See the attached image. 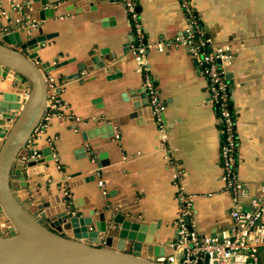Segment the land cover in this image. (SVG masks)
Segmentation results:
<instances>
[{"label": "crops", "instance_id": "crops-1", "mask_svg": "<svg viewBox=\"0 0 264 264\" xmlns=\"http://www.w3.org/2000/svg\"><path fill=\"white\" fill-rule=\"evenodd\" d=\"M48 1H55L52 16L39 21L38 4L0 0V33L19 29L22 39L51 36L37 51L36 63L69 61L47 75L60 107L47 110L26 147L36 159L50 148V160L23 169L24 188L17 178L10 180L21 206L44 226L49 221L40 218L42 213L53 216L72 206L78 222L89 221L77 227L89 233L97 231L100 214L105 222L122 214L158 223L151 245L163 246L170 254L182 188L192 198L188 223L198 235L228 228L234 196L222 180L221 125L208 97L207 79L188 48L171 47L162 53L151 49L147 54L167 135L161 143L155 110L147 95H141L143 76L132 56L134 38L123 0ZM189 1L212 47H223L230 56L225 71L235 116L236 179L245 194L237 205L248 210L264 185V0ZM134 2L148 44L169 42L183 32L186 18L178 0ZM91 58H96L94 64ZM97 63L104 69H97ZM82 64L88 70L73 78ZM110 73L119 77L108 81ZM0 91L14 89L0 78ZM107 125L112 135L98 132ZM45 203L49 207L39 210ZM72 229H63L62 236L72 238ZM96 233L83 242L104 247L107 233ZM118 243L113 236L110 248ZM123 250L129 252L127 244ZM258 257L264 264V248Z\"/></svg>", "mask_w": 264, "mask_h": 264}, {"label": "water", "instance_id": "water-1", "mask_svg": "<svg viewBox=\"0 0 264 264\" xmlns=\"http://www.w3.org/2000/svg\"><path fill=\"white\" fill-rule=\"evenodd\" d=\"M27 1L32 6L38 4L39 21L47 15L52 16L55 1ZM22 30L28 35L31 32L28 27ZM20 34L19 29L0 33V78L10 81L14 89L13 92L0 91V264H159L154 259L164 257L165 249L151 245L158 223L145 224L137 221L135 216L125 218L122 214H114L105 222L100 214L96 232L108 236L103 239L104 247H99L83 242L87 237H96L97 233L77 227V224L89 221L81 219L78 222L70 212L72 206L53 216L42 213L40 218L49 221L48 226H44L16 199L10 186L11 178H17L19 186L24 188L23 169L50 160V148L42 149L43 158L36 159L34 151L26 147L47 113L50 96L47 75L69 62L36 63L37 51L51 36L22 39ZM89 62L94 64L96 58ZM96 65L97 69H104L103 64ZM85 70H88L85 64L78 65L73 78ZM118 77V73H110L106 80ZM141 95L146 99L144 88ZM122 98L126 100V96ZM105 130L112 135L109 125L106 129L99 128L98 132ZM90 135L88 133V137ZM48 207L45 203L39 210ZM68 228H73L72 238L62 236V230ZM113 236L119 241L115 249L110 248ZM125 244L129 247L128 253L123 250ZM147 251L152 253L147 256Z\"/></svg>", "mask_w": 264, "mask_h": 264}, {"label": "built area", "instance_id": "built-area-1", "mask_svg": "<svg viewBox=\"0 0 264 264\" xmlns=\"http://www.w3.org/2000/svg\"><path fill=\"white\" fill-rule=\"evenodd\" d=\"M186 18L183 32L169 42L147 43L144 37L139 14L134 0H123L124 9L131 25L134 44L132 56L137 71L143 76V88L148 105L154 109L155 122L159 128V140L166 142V130L161 124L156 91L148 75L147 54L154 49L164 52L168 48L183 46L188 48L192 58L201 66L202 74L208 82V97L221 125L220 158L222 180L232 191L234 206L229 212L228 228L210 236H200L185 219L192 216V198L182 188L177 194L179 214L176 222V237L168 246L170 254L155 258L159 264H257L258 252L264 248V185L257 196L251 198L250 209L244 210L237 201L245 197L241 184L236 179L237 138L235 116L231 108L230 90L226 79V66L230 56L223 47H212L210 40L203 34L200 24L193 17L194 12L189 0H178ZM50 96L47 110L59 109L53 82L47 78Z\"/></svg>", "mask_w": 264, "mask_h": 264}, {"label": "trees", "instance_id": "trees-1", "mask_svg": "<svg viewBox=\"0 0 264 264\" xmlns=\"http://www.w3.org/2000/svg\"><path fill=\"white\" fill-rule=\"evenodd\" d=\"M196 20H197V18H196V16L194 15L193 16ZM197 22H198V20H197ZM198 24H199V22H198ZM228 83V82H227ZM258 259H259V257H258ZM257 264H259L258 262H257Z\"/></svg>", "mask_w": 264, "mask_h": 264}]
</instances>
